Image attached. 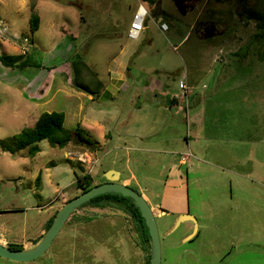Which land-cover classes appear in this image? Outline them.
Returning a JSON list of instances; mask_svg holds the SVG:
<instances>
[{"label":"rangeland","instance_id":"374dc122","mask_svg":"<svg viewBox=\"0 0 264 264\" xmlns=\"http://www.w3.org/2000/svg\"><path fill=\"white\" fill-rule=\"evenodd\" d=\"M139 1L0 0V55L31 51L40 64L17 70L0 63L4 147H15L14 137L45 112H63L65 129L79 127L87 136L92 121L109 124L113 137L97 151L75 143L61 149L43 141L34 156L29 147L11 153L0 145V236L15 245L38 243L53 215L80 195L77 156L85 154L87 162L80 164L96 186L106 183V172L113 170L121 182L131 179L129 187L148 195L151 207L159 204L164 212L156 217L162 264H264V94L251 101L241 84L249 78L245 85H264V0H183L185 11L176 0L143 1L150 13L148 28L137 40L126 34L113 38L129 30ZM32 14L40 18L36 32L30 28ZM159 18L167 32L156 24ZM119 43L131 49L132 83L120 101L129 100L128 115L118 114L111 127L113 116L90 114L89 107L97 110V103L87 104L85 115L77 113L69 91L75 87L66 79L98 93ZM249 52L260 63L244 67ZM73 55L81 59L77 71ZM54 65L60 74L42 99ZM150 78L174 93L185 82L202 100V112L187 119L183 107L170 111L164 98L148 88ZM187 212L197 221L192 242L186 238L193 222L175 227L179 214ZM141 260L134 220L122 208L91 202L72 213L48 251L31 264ZM0 264L21 263L0 258Z\"/></svg>","mask_w":264,"mask_h":264},{"label":"crops","instance_id":"0c3cea01","mask_svg":"<svg viewBox=\"0 0 264 264\" xmlns=\"http://www.w3.org/2000/svg\"><path fill=\"white\" fill-rule=\"evenodd\" d=\"M148 28V26H146V29ZM127 31L123 32L122 37H120L119 35L113 38H123L124 35L126 34L127 36ZM117 39V40H120ZM118 48H119V52L117 53L116 56H113L109 62L107 71H108V78L106 80V82L103 84L102 88L100 91H98L97 94H91L88 92H84L75 88H70V94L71 97L73 98V101L76 102V111L78 114H86V109H87V104L89 103H97L98 106L97 110L94 107H89L90 109V114L92 116L95 117H100V115H108V116H113L111 118V127H113L116 122L118 121V114H121L119 118H125L128 114H127V110H129V106H128V101H124V102H120L123 99L122 93L125 91L127 92L129 90V83H132L129 81V74L130 73V69H131V62H129V54L131 52V49H129L125 44L121 45V43L118 44ZM256 51V50H254ZM251 54V56H250ZM255 57L256 59L252 60V57ZM128 58V59H127ZM263 60V59H261ZM255 63H260V60L258 57H256L255 54L252 55L251 52H249L248 54V62L247 64L242 63L244 67H246V65L248 67H252L253 64ZM245 64V65H244ZM57 65H54L52 67H50V74H53L51 76V80H49V83H47L46 86V90L44 92V94L42 93L41 98L44 99L47 96H49V94H51L52 92V88L53 87V83L55 82V75L58 73V67H56ZM60 74V73H58ZM249 79V78H243L241 79V84H242V89H244L245 91V95L247 96H251L249 99L252 101L254 99H259L261 100L263 94H264V88H261L262 86H264L261 82L256 83V84H244V82ZM150 84L148 85V88L153 90L154 93H158L159 95H161L164 98V103L163 106L168 107L169 110H176L183 107L185 112H186V117L187 119L189 118V114L193 112V116L197 117L196 115L200 114L202 112V108H203V102L200 98H198L197 94H190V96H188V99L185 100L184 99V92L179 88V92L180 93H174V92H170V90H167V87L164 83L157 81L155 79L150 78ZM67 84L69 86H73L72 82L70 79H66ZM42 85V84H41ZM67 85H65L66 87ZM42 87V86H41ZM257 87V90H253L254 88ZM31 88V86H30ZM147 88V89H148ZM263 89V90H261ZM60 89H58L57 93L59 92ZM214 94H212V96L207 100V102H212L213 98L215 96H213ZM247 96L245 98H247ZM252 96H256V97H252ZM54 97V95H53ZM198 99V104L194 105V108L192 107L193 104L197 101ZM205 101V99L203 100ZM112 102L114 103V107L112 108H107L104 107V105L106 103ZM120 102V103H119ZM140 108V106H139ZM162 109V107H160L159 109H157V116L161 117L162 112H160V110ZM198 111L197 113H194L195 111ZM65 122H66V114H65ZM110 125H104L103 123H101L100 121H92V124H90L88 127V129H90V131L88 130V137L95 141L97 143L95 151L99 150L103 145H105L108 142H112L113 137L111 136V132H107V128ZM110 127V128H111ZM149 135V136H148ZM148 137H152L153 134H148ZM117 136H119L117 134ZM141 135H137V137H141ZM128 137H134L132 136H128ZM71 145V144H70ZM70 145H67V147H69ZM189 146V145H188ZM189 157L187 156H183L182 161L183 163L188 161ZM178 172V171H177ZM124 184L126 185H130L131 184V179H126L122 181ZM143 196L147 199V201H149V197L148 195L143 194ZM159 204L156 203V205H154L153 210L157 211L158 213L156 214V217L158 216H163L164 212L161 211L158 208ZM156 213V212H155ZM138 233H139V239H140V246H141V256H142V260H141V264H146V260L147 257L149 255L150 252V247L147 245L146 241H145V235L143 233L142 229H138ZM0 243L8 246L9 241L7 240V238L4 236H0ZM24 248H31L33 246V243H25L24 245H22ZM25 264H31V262L29 263H25ZM48 264V263H45Z\"/></svg>","mask_w":264,"mask_h":264},{"label":"trees","instance_id":"16d2710c","mask_svg":"<svg viewBox=\"0 0 264 264\" xmlns=\"http://www.w3.org/2000/svg\"><path fill=\"white\" fill-rule=\"evenodd\" d=\"M178 7L185 11V4L183 0H176ZM160 4V2H159ZM257 20L258 17L256 16ZM263 19V15H262ZM261 19V20H262ZM260 28L263 27V23H259ZM40 27V18L37 15L32 14L30 17V28L32 32H36ZM264 28V27H263ZM77 55V54H76ZM72 56V68L77 71V66L81 63V59H76ZM77 57V56H76ZM0 63H2L7 68L23 70L28 67L39 68L40 64L38 61L33 59V54L30 52H25L18 55H0ZM75 89L88 92L91 94H97L95 91H88L84 88H81L77 82L73 84ZM65 114L63 112H45L40 115V117L35 121L34 125L24 128L20 133L14 137L16 142L15 147H4L5 142H0V145L4 148V151H9L14 153L15 150H21L25 148H30V155L34 156L39 152L38 144L43 141H48L52 147H59L61 149L65 148L70 143H75L77 145L85 146L91 150L96 148L97 143L91 140L83 130L77 127L74 131H68L64 127ZM80 173L76 174V188L84 193L91 188L95 187L94 178L86 172L83 166L79 163ZM40 182V177L36 179V183ZM80 193V194H81ZM78 196V195H77ZM75 196V197H77ZM73 197V198H75ZM71 198V199H73ZM69 199L68 201H70ZM96 203L99 208H106L109 206H117L122 208L135 222L137 228L143 230L145 235V241L150 247V237L148 234L145 221L141 215L139 208L136 206L134 201L130 198L124 197L120 194H105L91 199L82 206L87 205L88 203ZM57 213V212H56ZM56 213L49 220L46 230H48L53 223ZM36 244V243H35ZM8 248L12 250H23L22 245L9 244ZM146 264H150V252L146 260Z\"/></svg>","mask_w":264,"mask_h":264},{"label":"water","instance_id":"95a60500","mask_svg":"<svg viewBox=\"0 0 264 264\" xmlns=\"http://www.w3.org/2000/svg\"><path fill=\"white\" fill-rule=\"evenodd\" d=\"M105 179L107 180L106 183L97 185L64 204L56 213L55 219L50 228L42 235L38 243L34 244L31 248L12 250L8 248V246L0 243V258L21 264L39 259L48 251L72 213L77 208L101 195L120 194L134 201L145 221L150 237V264H162L161 239L156 221V214L153 208L149 205L147 199L128 185L121 182L120 174L116 171L112 170L106 172ZM187 221L193 222L197 227L195 217L190 214H179V220L175 227ZM195 233L196 228L194 229L193 234L187 236L186 240H191L195 236Z\"/></svg>","mask_w":264,"mask_h":264},{"label":"built area","instance_id":"2783aa9c","mask_svg":"<svg viewBox=\"0 0 264 264\" xmlns=\"http://www.w3.org/2000/svg\"><path fill=\"white\" fill-rule=\"evenodd\" d=\"M143 1L147 2L150 0H140L139 1L138 7L136 9V12L134 14L133 20L130 24V27H129V30L127 33L128 38L131 40H137L140 37L142 32L146 29L147 21L150 18V13H149L148 9L146 8ZM155 22H156V24H158L159 29L162 32H167L169 30L167 23L162 18L156 19ZM24 42L30 43V40L24 39ZM23 51L25 52V50H23ZM179 88L184 92V99L187 100L188 96H190V94H192L189 91L187 84L185 82L181 81L179 83ZM77 159L80 161L81 164H84L87 162V160L85 158V154L78 155ZM93 168H94V166L92 167V169Z\"/></svg>","mask_w":264,"mask_h":264},{"label":"flooded vegetation","instance_id":"af4514ba","mask_svg":"<svg viewBox=\"0 0 264 264\" xmlns=\"http://www.w3.org/2000/svg\"><path fill=\"white\" fill-rule=\"evenodd\" d=\"M128 186H130V185H128ZM187 214H189V213L187 212ZM195 228H196L195 236H194L189 242H192V241L195 239V237L197 236V234H198V228H197L196 225L194 224V226H191V229H190V231L188 232L187 236H190L191 234H193ZM227 256H230V255H227ZM224 257H225V256H224Z\"/></svg>","mask_w":264,"mask_h":264}]
</instances>
